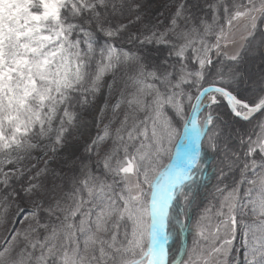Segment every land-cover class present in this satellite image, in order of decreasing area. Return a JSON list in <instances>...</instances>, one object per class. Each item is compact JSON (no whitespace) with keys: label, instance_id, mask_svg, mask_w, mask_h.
Here are the masks:
<instances>
[{"label":"snow or ice","instance_id":"1","mask_svg":"<svg viewBox=\"0 0 264 264\" xmlns=\"http://www.w3.org/2000/svg\"><path fill=\"white\" fill-rule=\"evenodd\" d=\"M262 24L264 0H0V264H236L238 236L264 264Z\"/></svg>","mask_w":264,"mask_h":264},{"label":"rangeland","instance_id":"2","mask_svg":"<svg viewBox=\"0 0 264 264\" xmlns=\"http://www.w3.org/2000/svg\"><path fill=\"white\" fill-rule=\"evenodd\" d=\"M165 2H166V0H158V4H163ZM247 62H248L249 67L255 72H259L262 68V64H264V61H262L258 52L252 53L251 58H249ZM114 100H115V97H113V100L110 101V103L114 102ZM90 115L94 116L95 112L91 113ZM95 131H96V129L92 128L88 135L94 134ZM87 138H88V136L86 135L85 139H87ZM83 143H84V141L81 140L75 145V148H74L75 154H77V155L80 154V152L82 151V148H83ZM211 159L212 158L210 157V161H211ZM55 166L56 165H53V167H55ZM173 249H175V246H173ZM238 249H239V251L235 253V259L234 260H235L236 264H244L243 249L241 248L240 238L238 239Z\"/></svg>","mask_w":264,"mask_h":264},{"label":"trees","instance_id":"3","mask_svg":"<svg viewBox=\"0 0 264 264\" xmlns=\"http://www.w3.org/2000/svg\"><path fill=\"white\" fill-rule=\"evenodd\" d=\"M261 27L264 28V24H262ZM262 34L264 35V33L258 31L257 34H256V40H259L261 38ZM152 54L153 55H158V53H156L154 50L152 51ZM259 55H260V53H259ZM221 111H224V110L221 109ZM245 127H250V126L246 125ZM210 157L213 159L211 154H209V168H208V174L211 177V179H210V181L208 183V191L202 193V195H201V201L205 205L213 200V195H214V187L213 186L218 183V181L216 179L215 168L212 166V159L210 161ZM234 178H238V173H236L234 175L230 174L229 175V179L227 181H225V183H231L232 179H234ZM238 239H239V236L237 237V240H236V248L237 249H238ZM173 246L177 247L178 245H173ZM234 259H235V253H234Z\"/></svg>","mask_w":264,"mask_h":264}]
</instances>
